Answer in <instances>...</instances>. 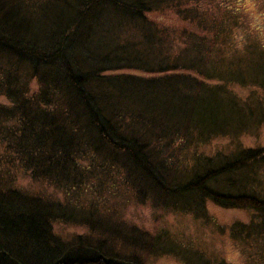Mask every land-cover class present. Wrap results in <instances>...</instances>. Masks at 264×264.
<instances>
[{
    "label": "trees",
    "instance_id": "obj_1",
    "mask_svg": "<svg viewBox=\"0 0 264 264\" xmlns=\"http://www.w3.org/2000/svg\"><path fill=\"white\" fill-rule=\"evenodd\" d=\"M201 1L0 0V264H145L142 254L178 252L166 232L71 203L92 179L198 218L207 202L245 208L250 220L231 224L229 237L264 243L255 178L264 147L197 151L264 123V46L244 36L235 46L238 7ZM219 6L224 17L206 18ZM169 7L191 30L147 20ZM216 44L240 54L225 60ZM222 81L250 90L237 95ZM15 168L66 199L16 188ZM59 221L87 230L62 238Z\"/></svg>",
    "mask_w": 264,
    "mask_h": 264
},
{
    "label": "rangeland",
    "instance_id": "obj_2",
    "mask_svg": "<svg viewBox=\"0 0 264 264\" xmlns=\"http://www.w3.org/2000/svg\"><path fill=\"white\" fill-rule=\"evenodd\" d=\"M214 1L218 4L220 3L221 6L232 7L230 9H235V6L238 7L239 14L236 18H240L241 23L240 21L238 22L241 25L236 26L233 32V44L235 46L243 45L247 42L246 39L250 41L249 38L256 39L264 46V0ZM208 4L207 0H202L196 5H200L202 8ZM221 6L217 7V11L214 10L209 14L206 13V18L214 19V13L223 16ZM146 16L147 20L154 22L158 27L161 26L162 29H167V31L170 28L173 31L180 30L181 28L191 30V27L187 25V21L179 19L175 11L170 7L149 11ZM228 19H223L219 16L215 17L216 21H222L224 24L229 22L231 24V21ZM207 20L211 21V19ZM215 47L217 48V55L223 57L225 60H233L234 57L240 54V52L236 53L240 47L235 48V50L230 47L226 52L218 44ZM242 61L244 63L248 61L255 63L254 59H251L249 56H243ZM31 82L35 87V82ZM210 83L215 82L210 81ZM221 84L237 95H247L246 92L250 90L248 86L233 84V82L226 84L222 81ZM234 145L245 148H263L264 123L258 127L243 131L236 138L226 136L212 138L208 143L198 146L197 151L209 155L220 150H230ZM256 170V181L259 183L260 188L264 189V165ZM11 179L14 186L22 191L32 194L37 193L44 197L48 196L57 201L66 199L63 190L55 188L48 182L31 180L28 174L19 168L13 169ZM97 181L96 179L90 181L93 183L91 186L93 188L92 192L86 191L74 198L69 197L71 203L77 206L82 205L85 208L89 207V209L94 207L99 214L116 215L152 235L158 232H166L174 240V246L178 252L174 253L171 251L168 253L158 249L156 250L157 254H142V260L145 264H189L184 260V257H188L192 261L193 253L201 258L203 257L212 264L214 262L221 263V261L224 264H264V243L262 241L255 243L246 240H233L229 237V227L231 224L235 221L245 223L250 220L251 214L245 208H220V206L214 203L207 202L205 214L201 218H198L191 214H184L169 208L155 207L150 200H145V202L139 201L133 196L131 190L117 187L116 183H111L110 180H108L110 186L106 187L102 185L97 186ZM53 223L52 230L54 234L66 239L87 230L86 226L82 224H66L60 221Z\"/></svg>",
    "mask_w": 264,
    "mask_h": 264
}]
</instances>
